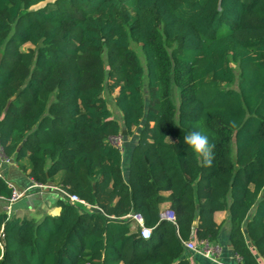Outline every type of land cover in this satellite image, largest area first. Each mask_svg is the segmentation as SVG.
Listing matches in <instances>:
<instances>
[{
  "label": "trees",
  "instance_id": "1",
  "mask_svg": "<svg viewBox=\"0 0 264 264\" xmlns=\"http://www.w3.org/2000/svg\"><path fill=\"white\" fill-rule=\"evenodd\" d=\"M116 90L121 120L104 96ZM125 129L139 132L126 157L112 140ZM192 131L215 145L211 166L184 143ZM0 149L97 207L0 210V264H192L185 242L218 241L219 211L241 264H260L264 0H0Z\"/></svg>",
  "mask_w": 264,
  "mask_h": 264
},
{
  "label": "crops",
  "instance_id": "2",
  "mask_svg": "<svg viewBox=\"0 0 264 264\" xmlns=\"http://www.w3.org/2000/svg\"><path fill=\"white\" fill-rule=\"evenodd\" d=\"M130 157L125 161V167H127ZM26 162V161H25ZM0 173L8 181L14 183L19 189H28V196L24 197L13 209V215L20 218L34 219L40 221L46 215H59L61 213V207L57 201L61 198L59 191L54 189L55 184H45V186H39L28 175V172H24L20 169L18 164L11 161L6 163L2 159L0 153ZM60 187V186H59ZM8 199L0 200V210L6 211ZM168 208V204L163 205V210ZM229 213L225 211H219L215 214V219L219 224H222V230L218 241V244L222 248V252L219 256L221 264H241L239 257L234 253V247L229 241L228 230V217ZM254 253L256 250L251 245ZM192 264H217L210 259L202 256L199 253H194L190 256ZM258 260L262 261L261 256H258ZM120 264H124L121 262Z\"/></svg>",
  "mask_w": 264,
  "mask_h": 264
},
{
  "label": "built area",
  "instance_id": "3",
  "mask_svg": "<svg viewBox=\"0 0 264 264\" xmlns=\"http://www.w3.org/2000/svg\"><path fill=\"white\" fill-rule=\"evenodd\" d=\"M114 142V140H113ZM118 144V143H117ZM3 161L9 163L11 159L4 157L1 152ZM1 176V173H0ZM9 186L12 188V195L8 198V203L6 206V212L10 215L13 212L14 205L21 201L24 197L28 196V189L21 190L14 183L8 181ZM39 186H45L43 184H37ZM54 189L59 191L60 197L62 199L69 200L74 203H80L85 205L88 208H97L94 205L87 203L82 200L78 195L71 193L67 189L59 186H53ZM125 218H130L135 225L138 227L141 237L144 239H148L152 236V228L145 225L144 217L139 213H130L125 216ZM161 218L176 223V216L173 211L168 208L161 212ZM186 249L192 254L199 253L202 256L210 259L211 261L221 264L219 260V256L222 252V248L220 245L211 243L208 240H198L195 232L192 233V237L190 240L185 242ZM89 264V263H88ZM260 264H264V261H260Z\"/></svg>",
  "mask_w": 264,
  "mask_h": 264
},
{
  "label": "clouds",
  "instance_id": "4",
  "mask_svg": "<svg viewBox=\"0 0 264 264\" xmlns=\"http://www.w3.org/2000/svg\"><path fill=\"white\" fill-rule=\"evenodd\" d=\"M184 143L194 154L202 158V161L206 166H211L212 160L214 159L215 145L209 142L207 135L200 131H192L191 133L184 135Z\"/></svg>",
  "mask_w": 264,
  "mask_h": 264
},
{
  "label": "rangeland",
  "instance_id": "5",
  "mask_svg": "<svg viewBox=\"0 0 264 264\" xmlns=\"http://www.w3.org/2000/svg\"><path fill=\"white\" fill-rule=\"evenodd\" d=\"M132 47L136 50V52L141 57L143 63L145 64V59L143 57V54H142L140 46L137 45L136 43H132ZM236 86L237 85H232V87H236ZM117 92H118L117 90H116V92L114 94H108L107 92H105L104 96H105L106 100L108 101L109 107L113 111V116L115 118L121 120L122 115H121V112L118 110V108H117V106L115 104V99H114V96L117 94ZM138 134H139V132L136 131L135 134L132 137H128L127 135L124 134L123 136L117 137V138H113L112 140H114L115 143H118V145L123 150L124 156L126 157L130 153L132 146L136 143ZM130 140H131V142H130ZM126 148H128V149H126ZM13 162H15V161L13 160ZM19 202H17V203H19ZM17 203L15 204V206L17 205Z\"/></svg>",
  "mask_w": 264,
  "mask_h": 264
},
{
  "label": "water",
  "instance_id": "6",
  "mask_svg": "<svg viewBox=\"0 0 264 264\" xmlns=\"http://www.w3.org/2000/svg\"><path fill=\"white\" fill-rule=\"evenodd\" d=\"M123 134H127V131H126V129L125 130H123ZM229 213V212H228Z\"/></svg>",
  "mask_w": 264,
  "mask_h": 264
},
{
  "label": "bare ground",
  "instance_id": "7",
  "mask_svg": "<svg viewBox=\"0 0 264 264\" xmlns=\"http://www.w3.org/2000/svg\"><path fill=\"white\" fill-rule=\"evenodd\" d=\"M2 176V175H1Z\"/></svg>",
  "mask_w": 264,
  "mask_h": 264
}]
</instances>
